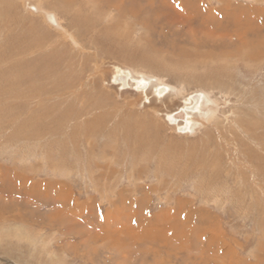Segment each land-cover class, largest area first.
<instances>
[{
    "label": "rangeland",
    "instance_id": "374dc122",
    "mask_svg": "<svg viewBox=\"0 0 264 264\" xmlns=\"http://www.w3.org/2000/svg\"><path fill=\"white\" fill-rule=\"evenodd\" d=\"M94 2L0 0V264H264V0ZM112 65L209 115L134 113Z\"/></svg>",
    "mask_w": 264,
    "mask_h": 264
},
{
    "label": "bare ground",
    "instance_id": "6f19581e",
    "mask_svg": "<svg viewBox=\"0 0 264 264\" xmlns=\"http://www.w3.org/2000/svg\"><path fill=\"white\" fill-rule=\"evenodd\" d=\"M91 1H92V3H95L94 0H91ZM74 2H76V1H74ZM26 5L33 12V14L43 13L42 10H40L41 8L39 7V5H36V4L31 5L29 3ZM76 10H79V9H76ZM98 13L101 14L100 8L98 9ZM44 14H45V21H47L50 25H52L55 28H61L62 29V23L59 21L57 15L55 13L47 12ZM123 14L128 15V12L123 13ZM142 21H143L142 16H140L139 22L142 23ZM113 25L112 26L110 25L111 28H109V31H111V32L114 31ZM118 37H119V35H118ZM75 43H76V46L78 48L77 44L79 42L76 40ZM79 48H80V46H79ZM247 56H248V58L252 59V56L249 55L248 53H247ZM236 57H237V60H242V61L247 59L245 56L240 55V54H238ZM94 66H96V64ZM95 69L98 70L96 72L97 76L95 77V79L100 81V77H101V74L103 73V71H101L100 67H97V66L95 67ZM122 69L123 68L118 66V65H112L111 69L108 73V77H107V75H104L102 79L107 78V82H105L107 85V89L112 90V89H115L114 83L116 81H118V78H121V77H124L125 79L127 78V80L124 83L120 84V86L122 88L125 85L130 86V88L127 89L128 91H122V89H119V88H121L119 86V87H117L118 90H116V94L120 95V94H118V91H120L121 96L123 94L125 95L127 105L130 107L131 111H133L134 113H137V111L135 110L138 107L137 103L140 102L138 104L139 106H141L142 103L143 104H149V105H151V107L149 108V106L147 105V109H145V111L143 112L144 115H146V116L159 115V120L161 119V121L162 120H163V122L166 121L169 125H171V124L174 125V127L176 128V131L182 130V129L187 130L181 134H192V133H194V130L199 126V123L196 121V118L205 117L204 114L209 115L208 111L206 110V104L208 103V100H207V97L205 95L195 97L194 94H191L189 97L188 96L187 97H185V96L181 97L182 95H180L179 92H177L175 89H173L172 87H170L168 85L162 84V82L160 80L155 81L153 79H150V77H146V76L142 75L141 73H138L137 75H135L130 70L122 71ZM178 98L179 99L181 98L179 104H177ZM137 110H139V109H137ZM182 114H184V115H182ZM181 116L186 117L185 121L183 123H177L176 120L178 118H180ZM242 122H243V120H242ZM105 221H107V220H105ZM125 241H126V239H125Z\"/></svg>",
    "mask_w": 264,
    "mask_h": 264
},
{
    "label": "water",
    "instance_id": "95a60500",
    "mask_svg": "<svg viewBox=\"0 0 264 264\" xmlns=\"http://www.w3.org/2000/svg\"><path fill=\"white\" fill-rule=\"evenodd\" d=\"M126 88H128V86H127ZM180 115H181V114H180ZM182 115H184V114H182ZM180 119H181L182 121H184L185 118H184V117L178 118V122L180 121ZM185 131H187V130H183V129H182V130L179 131V132H185Z\"/></svg>",
    "mask_w": 264,
    "mask_h": 264
}]
</instances>
